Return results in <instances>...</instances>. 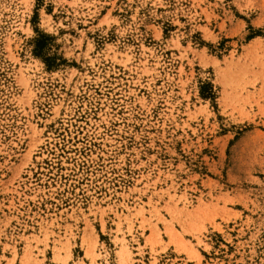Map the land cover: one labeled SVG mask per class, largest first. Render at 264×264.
Wrapping results in <instances>:
<instances>
[{
    "label": "rangeland",
    "instance_id": "374dc122",
    "mask_svg": "<svg viewBox=\"0 0 264 264\" xmlns=\"http://www.w3.org/2000/svg\"><path fill=\"white\" fill-rule=\"evenodd\" d=\"M0 264H264V0H0Z\"/></svg>",
    "mask_w": 264,
    "mask_h": 264
}]
</instances>
